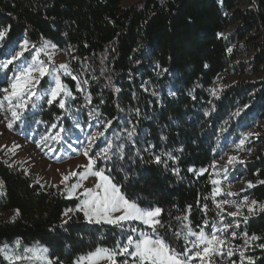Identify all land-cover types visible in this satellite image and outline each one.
Returning <instances> with one entry per match:
<instances>
[{
  "label": "trees",
  "instance_id": "trees-1",
  "mask_svg": "<svg viewBox=\"0 0 264 264\" xmlns=\"http://www.w3.org/2000/svg\"><path fill=\"white\" fill-rule=\"evenodd\" d=\"M124 1L0 0L5 47L20 37L37 46L52 43L68 54L71 72L86 88L83 94L74 80L63 78L74 100L61 108L59 101L49 104L44 97L13 130L44 135L63 128L69 134L76 120L86 125L93 119L99 132L111 121L91 155L107 140L113 152L122 146L123 158L112 155L96 167L140 208L161 209L153 237L182 253L192 247L185 240L189 227L198 233L220 217L216 204L226 190L213 195L210 167L237 139L239 128L264 111V79L212 91L218 77L244 73L246 65L236 61L240 46L254 50L252 69L264 66V0H145L123 7ZM9 76L0 69V99ZM49 87L44 79L39 90ZM262 145L243 166L245 196L257 204L237 218L234 231L242 251L244 233L261 237L244 252L255 264H264V249L256 246L264 243V183H258L264 181V136ZM0 181V248L16 239L39 241L53 264H76L98 248L117 249L127 242L124 228L89 223L82 212L64 216L80 200L44 189L18 165L0 160ZM131 226L151 234L144 225ZM125 259L118 256V264ZM0 264H9L1 253Z\"/></svg>",
  "mask_w": 264,
  "mask_h": 264
},
{
  "label": "rangeland",
  "instance_id": "rangeland-1",
  "mask_svg": "<svg viewBox=\"0 0 264 264\" xmlns=\"http://www.w3.org/2000/svg\"><path fill=\"white\" fill-rule=\"evenodd\" d=\"M144 1L145 0H125L123 2V7L140 5ZM245 3L242 1L238 8H242ZM234 29L235 27L233 26L229 31L233 32ZM25 41L28 42V50L24 52V55L15 60L12 64L8 65L7 69L3 68L2 65L11 59L13 53H19L21 51ZM238 53L239 55L236 61L243 62L247 67L245 68L244 73H233L228 76L222 75L218 77L212 88L213 93H216L222 88H227L237 82L250 81L258 83L264 79V66H260L257 71L252 69L251 60L254 50L252 48L248 50V48L240 46ZM49 57L51 59H49ZM37 61L43 62L45 65H47L50 72H53V70L58 68V66L61 64L68 65V68L70 69L68 54L58 49L48 41H45L41 45L37 46L29 42L25 37H20L15 44H10L6 48L5 44L2 42V40H0V69L2 72L7 71V73L10 75V84L12 82L13 76L18 73L20 68L27 65H35ZM73 76L76 77V79H73ZM63 78L74 80L77 83L78 90L81 93L86 94V88L84 85L85 82L81 78H79L74 73L69 76L64 75L63 72H61V82L66 87L70 95L64 96L62 94L61 97H58L57 101L60 102V100L63 99V102L67 104L68 102L70 103L74 100V96L71 94L69 87L63 82ZM44 79L49 80L50 87L45 92L41 93L39 87ZM9 86L7 88H9ZM53 86L54 74L45 75L42 77L35 88L36 95L33 96L31 100L27 101L28 106L24 109H15L18 113H20V119L26 113L34 112L44 97L49 99L47 93ZM81 89H83V91H81ZM5 95L6 94H4L3 98L0 99V101L3 102L2 107H0V160L6 162L8 165L20 166L29 175L33 176L34 179L44 187V189L51 190L55 188L59 191L65 192L69 199H76L77 196H69L66 192V185L61 183L62 174L66 175L71 170H77L78 166L87 164L88 157L84 156L82 153L87 147L88 135L98 132L95 124L93 123V119H90L89 123L86 125H83L79 120H76L74 122L75 131L69 134L61 133L63 138L59 140L51 138L56 135L54 133H47L44 135L26 131L17 133L13 130V126L19 119H15L12 116L13 109L11 105H9L8 101L4 99ZM17 103L18 101L13 99L12 104ZM10 123L12 125L11 127L8 126ZM263 136L264 111L253 114L250 117V121L239 128L237 139H235V141L229 142V145L223 154L210 167V172L213 178L220 181L218 185H215V187L219 189V193L216 194V196H222V191L226 190L222 200H227L230 202L228 204H221V207L223 209V224H231V227L227 230V232H220L217 234L221 235L228 241V243L231 245V250L234 253L232 256H228L226 253L229 248L225 246L223 249L225 254L223 256L212 257V264H233V262H235V264H241L240 253L236 251V249L239 248L236 247L231 233L235 231V227L238 223L237 218H243L245 216V213L248 211V205L251 202L250 199L245 196V192L248 190V183L246 174L243 172V166L252 159L256 151H259L263 148ZM241 140L244 141L243 144H241ZM97 141L91 148L89 155H91L95 145L97 144ZM52 149H55V151H52ZM232 156H237L239 160L244 161V163L241 164L239 162H234L229 164V158ZM95 181L96 178H89L87 181H84V187H92ZM74 182L75 178L70 179L67 183L70 185ZM82 191L83 188L78 189L77 195H79V193ZM229 193H233V195H229ZM245 197H247V203L244 202ZM231 202H234L235 205L241 206L240 214L235 217L227 215L228 212L237 211V208L233 206V203ZM220 221L221 216L216 222L209 226V229L204 230L205 233L210 234L211 231H214L216 228L223 229V224ZM133 223L144 225L140 221H130L127 222L123 228L127 231L128 236L131 235L134 239H136V237L139 238V232L141 229L134 227L137 229V232H131V228H133L131 224ZM93 224L108 225L106 223ZM144 226L148 228L149 231H151L148 225ZM2 248L8 253L28 256L31 255V253L27 252L28 249H46V247L39 241H36L32 244H25L18 239L11 243H6ZM245 248L246 246L243 248L244 252ZM1 254L4 257V254ZM127 259H129V264H132L131 259ZM17 264H46V262L40 259H26L18 261ZM82 264H88V261L84 260ZM98 264H106V262L101 260L98 262ZM193 264H199V258L195 259ZM243 264H248V261L244 260Z\"/></svg>",
  "mask_w": 264,
  "mask_h": 264
},
{
  "label": "snow or ice",
  "instance_id": "snow-or-ice-1",
  "mask_svg": "<svg viewBox=\"0 0 264 264\" xmlns=\"http://www.w3.org/2000/svg\"><path fill=\"white\" fill-rule=\"evenodd\" d=\"M6 35V31H0V40ZM28 50V42L25 41L24 45L21 48L19 53H13L11 59L5 62L2 67L7 69L8 65L12 64L15 60L19 59L24 55V52ZM49 59H51L49 57ZM63 72L64 75L71 76L72 73L68 68V65L61 64L58 68L54 69L53 72L49 71L47 65L43 62L37 61L35 65H27L19 69L18 73L15 74L12 78V82L9 88L3 89V92L6 94L4 99L8 101L9 105L12 107V116L15 119H20V113L15 109L26 108L27 101L31 100L33 96L36 95L35 88L39 83V80L45 75L54 74V86L47 93L49 99L47 103L51 104L54 101H57L58 97L70 95L66 87L62 84L60 79V74ZM76 79V77H72ZM83 91V89H81ZM119 91V90H117ZM13 99L17 100V104H12ZM88 102H91L90 95L86 97ZM3 102L0 101V107H2ZM59 106L65 108V103L63 99L60 100ZM111 121L106 122V127L103 131L96 133H91L88 135L87 147L83 150V155L88 157V162L85 165L78 166L77 170H71L66 175L62 174L61 183L66 185V192L69 196H77L80 200V203L74 209H67L64 212V216L68 214L82 212L84 217L88 220L89 223H106L108 225L116 227H125L127 222L130 221H140L144 225H148L151 229V233L155 234L157 232V226L161 225L159 216L161 214V209H142L135 202L127 199L120 191V188L117 184L113 183L110 176L105 175V170L103 168H97V161H107L111 158L112 155L119 154L120 158H123V148L122 146H117V152H113V144L105 140V146L101 148L98 152L89 155V152L97 140L105 138V133L107 128L111 126ZM11 127V123L8 125ZM56 127V125H53ZM65 129L60 128L52 139H62L61 133ZM135 134V130L128 132L129 140ZM244 141L241 140V144ZM55 151V149H52ZM155 160L157 163L160 162V157L156 156ZM234 162L244 163V161L239 160L237 156H232L229 158L228 163L232 164ZM82 169V170H80ZM178 173V169L175 170ZM190 171H192L190 169ZM206 171L202 169L201 172ZM96 178L95 183L92 187H84V181H87L89 178ZM75 178V182L68 184L67 182L70 179ZM213 185H218L219 180H212ZM258 183H264V181H258ZM3 182L0 181V188H2ZM253 185L249 182V187ZM83 188V191L77 195V190ZM219 189L213 188V195L218 194ZM0 195H3V192L0 191ZM233 195V193H229ZM247 203V197L244 200ZM230 203L227 200H224L216 204L217 209H220L218 215L221 216V223L223 224V209L221 204ZM233 206L237 208L235 212H228L227 215L235 217L240 214V205ZM257 201H251L248 205V211L251 213L253 211L252 206L256 205ZM205 210L207 205H204ZM261 210H264V205H260ZM15 215H19V210H16ZM15 215L12 219H15ZM187 220V217H184ZM245 221L247 217L244 218ZM67 223V221H64ZM207 225V222H205ZM63 225H61L62 227ZM187 227V225H186ZM231 227V224H223V229L216 228L214 231H211L210 234L205 233L201 229L198 233L191 231L190 227L185 235V240L187 243L192 245L191 248H186L184 252L177 253L174 248H172L168 243H166L162 238L157 236L155 239L153 235L149 232L140 231L139 238L134 239L131 235L127 237V242L118 246L117 249H106L98 248L95 252L90 253L87 257H81L77 260L76 264H82L84 260L88 261V264H98L99 261L103 260L106 264H118L117 257L124 256L125 260L121 261L120 264H129V259H131L132 264H193V261L199 258V264H212V257L214 256H223L225 253L223 249L225 246L229 248L227 251L228 256H232L234 253L231 250V245L228 241L217 233L227 232ZM131 232H137L136 228H131ZM245 237V245L251 246L252 243L261 239V237L252 235L248 236L247 233L243 234ZM195 237L194 240H188V237ZM231 236L235 238V233H231ZM257 247L264 249V243L256 245ZM239 251L241 257V264L244 260L248 261V264H255V260L252 257H245L244 251L236 249ZM28 255H18L15 253H8L5 249L0 248V253L4 254L5 259L9 261V264H17L18 261L26 259H40L44 260L46 264H52V261L47 257V249H28ZM235 264V262H233Z\"/></svg>",
  "mask_w": 264,
  "mask_h": 264
}]
</instances>
